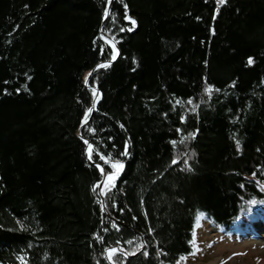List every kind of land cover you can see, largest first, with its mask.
Returning a JSON list of instances; mask_svg holds the SVG:
<instances>
[{"label":"trees","instance_id":"trees-1","mask_svg":"<svg viewBox=\"0 0 264 264\" xmlns=\"http://www.w3.org/2000/svg\"><path fill=\"white\" fill-rule=\"evenodd\" d=\"M262 80L264 0H0V264H109L142 241L117 264H188L200 213L227 233L264 217ZM81 135L124 161L108 215Z\"/></svg>","mask_w":264,"mask_h":264},{"label":"snow or ice","instance_id":"snow-or-ice-1","mask_svg":"<svg viewBox=\"0 0 264 264\" xmlns=\"http://www.w3.org/2000/svg\"><path fill=\"white\" fill-rule=\"evenodd\" d=\"M112 2H114V0H106L107 4H111ZM226 2V0H217V5H223ZM27 7V5L25 6ZM124 16L123 19L125 21H130L131 24L134 26L136 24V21L128 15V5L124 4ZM112 14L110 13V9L108 6L104 7L103 10V17L107 18L109 16H111ZM213 18H215V13H213ZM114 19V17H113ZM199 19V18H198ZM121 32L124 31H130L131 28H127V27H122L119 29ZM107 31L111 32V29H108ZM105 42H108V38L105 37ZM103 45H100V49L101 52H103ZM118 55V51L115 47V45H112V52H111V60H115L116 57ZM133 62L135 63V58H133ZM247 63L249 65L254 63V58L249 56L247 58ZM110 66V60L109 61H104L102 62V64H98L96 67H104L107 68ZM91 75V73L86 74L85 78H84V82L85 85H88V80H89V76ZM262 83H264V80H262ZM133 87H136L135 85H133ZM212 85H207L204 89L205 92H209L212 89ZM17 91H19V89H17ZM217 91H219V89H217ZM96 90L93 89V100H92V105L91 107H88L84 110L83 112V118L81 119V124L82 125H87L88 123H90V114L94 111L95 107H96V100L99 99L98 96L95 95ZM179 102V101H178ZM189 103H191V98H189L188 100ZM193 111H195V109H192ZM181 121L184 120V116L181 115L180 117ZM123 128V125H120ZM87 131L92 134L95 135L96 129L92 128V127H88ZM180 129H177V132H179ZM196 135L195 132L189 133L188 137H182L180 140V143H183L185 139L187 138H192ZM81 140L83 141L84 145H85V149H84V153L85 156L87 158V160L89 162H93L94 161V157H98L100 162H95L94 163V167L95 169L98 170V172L100 173L101 179L96 180L92 186H91V190L93 192H97L98 196H97V202L100 203V210L102 213H106L107 212V204L103 201V198L106 197L107 195L110 194L111 190L113 187H115V181L117 179V177L121 174L123 168H124V161L122 158H113V154L112 153H108L107 155H105L103 152H100L98 150L97 147L94 146V144L92 142H90L89 139L84 138L83 135L80 136ZM109 139H111V137H109ZM170 143H172L174 146L176 145L177 141H170ZM113 147H115V145H113ZM236 147L237 150H239L240 148V142L236 141ZM129 155L128 152V142L125 141V145H124V151L120 153V157H124ZM192 155H194V152L192 153ZM180 159L179 156L174 157L173 160L171 161L172 164H176L177 161ZM257 167H260L259 165H257ZM111 169V170H108ZM183 170L186 171H192L191 165L189 163V159L187 158V156H185V158L183 159ZM253 175H255V173H253ZM264 201H256V200H250L248 203L249 204H255V203H262ZM112 207L115 208L117 207V202L115 200L112 201ZM120 211H123V209H120ZM200 215H203V213H200ZM135 218V217H134ZM19 223V221L17 222ZM112 228L116 229L117 231H119V227L117 225V223L115 221L112 222ZM24 225L21 224V228H23ZM104 232H108V228H104L103 229ZM149 233L153 232L152 228L148 229ZM93 238L95 241L97 242H103V237L100 236L98 233H93ZM124 243L126 244H132V240H127L124 241ZM189 243H192V241H189ZM117 245H120L121 242L118 240L116 241ZM29 247H31V245H29ZM141 249H143V254L145 256L149 255L148 249H147V242L146 241H142L140 244L135 245V250L131 253H129L127 250H125L122 247H105L104 248V252L101 253V255H105L106 254V258L109 262V264H117V261L115 259L117 254H123V256L127 257L129 255H135L136 251H140ZM162 254H166L163 253L162 250H157L156 252V256L159 257ZM26 255L27 253H21L20 255L17 256V259L20 261V264H28L27 260H26ZM180 259H184L183 256L180 257ZM99 264V262H98ZM177 264H179V261H177Z\"/></svg>","mask_w":264,"mask_h":264},{"label":"rangeland","instance_id":"rangeland-1","mask_svg":"<svg viewBox=\"0 0 264 264\" xmlns=\"http://www.w3.org/2000/svg\"><path fill=\"white\" fill-rule=\"evenodd\" d=\"M238 231L227 233L197 215L188 264H264V217L243 219Z\"/></svg>","mask_w":264,"mask_h":264},{"label":"water","instance_id":"water-1","mask_svg":"<svg viewBox=\"0 0 264 264\" xmlns=\"http://www.w3.org/2000/svg\"><path fill=\"white\" fill-rule=\"evenodd\" d=\"M109 5H110V4H109ZM95 90H96L95 95L98 96V88L96 87ZM102 202H104V198H103V201H102ZM106 214L108 215L107 212H106Z\"/></svg>","mask_w":264,"mask_h":264}]
</instances>
